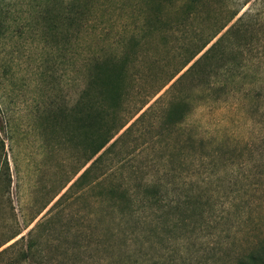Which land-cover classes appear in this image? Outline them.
I'll use <instances>...</instances> for the list:
<instances>
[{"label": "rangeland", "instance_id": "1", "mask_svg": "<svg viewBox=\"0 0 264 264\" xmlns=\"http://www.w3.org/2000/svg\"><path fill=\"white\" fill-rule=\"evenodd\" d=\"M263 238L264 0H0V264H235Z\"/></svg>", "mask_w": 264, "mask_h": 264}, {"label": "trees", "instance_id": "2", "mask_svg": "<svg viewBox=\"0 0 264 264\" xmlns=\"http://www.w3.org/2000/svg\"><path fill=\"white\" fill-rule=\"evenodd\" d=\"M231 33L230 27L217 39L215 43H213L203 54L202 56H205L213 47L216 45V43L221 39L226 38ZM219 32H216L203 46H207L209 42L215 38ZM223 37V38H222ZM220 40V41H221ZM113 136L106 138L104 141L98 142L97 144L92 145L91 154L86 160V163L92 161L90 165L84 170V172L78 177L77 180L81 179L82 176L89 170V168L98 160H100L102 153H100L95 159H93L112 139ZM118 139L114 140L109 146L112 147L116 144ZM107 150V149H105ZM75 184V183H74ZM112 191V190H109ZM140 194L138 195L137 202L144 208L149 210H155V207H163L162 204L164 200L160 196L159 190H157L155 187L150 186L149 184L144 185V187L139 191ZM125 199H128L130 201V195L127 191H122L121 193ZM119 201H115L114 203L118 205ZM177 210L178 207H174L171 209V213L173 214V211ZM173 223L174 226L184 225L185 219L184 218H176L174 219ZM153 223H151L149 226H152ZM171 227V225L167 222V220L158 219L152 226V229H150L152 232H155L157 228H161L163 230H168ZM10 240V239H9ZM8 242V241H7ZM252 251H249L247 254H239L235 257V264H264V238L259 239L253 243H251Z\"/></svg>", "mask_w": 264, "mask_h": 264}]
</instances>
